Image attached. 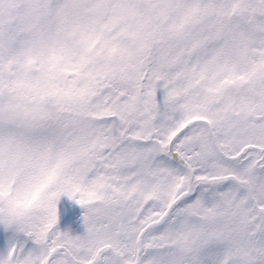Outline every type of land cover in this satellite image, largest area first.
Segmentation results:
<instances>
[{
  "label": "snow or ice",
  "instance_id": "snow-or-ice-1",
  "mask_svg": "<svg viewBox=\"0 0 264 264\" xmlns=\"http://www.w3.org/2000/svg\"><path fill=\"white\" fill-rule=\"evenodd\" d=\"M5 190L0 264H264V0H0Z\"/></svg>",
  "mask_w": 264,
  "mask_h": 264
},
{
  "label": "rangeland",
  "instance_id": "rangeland-1",
  "mask_svg": "<svg viewBox=\"0 0 264 264\" xmlns=\"http://www.w3.org/2000/svg\"><path fill=\"white\" fill-rule=\"evenodd\" d=\"M57 206L62 208L63 213L67 214V213H70L71 211L76 212L75 207L76 206L79 207L80 205H78L74 200L70 199L69 197L62 196L60 198V200L58 201ZM57 230L61 233H68L69 235H71L73 237L83 236L86 232V228L84 229L85 232H81V231H78V229L75 228V226L71 225V224L68 225L67 229H63V227H61V228H57ZM4 233H5L4 225L0 224V236L3 237L2 235ZM11 245H18V246L23 247V244L14 243V241L10 238L9 239H0V257H3L4 255H6L8 249Z\"/></svg>",
  "mask_w": 264,
  "mask_h": 264
},
{
  "label": "clouds",
  "instance_id": "clouds-1",
  "mask_svg": "<svg viewBox=\"0 0 264 264\" xmlns=\"http://www.w3.org/2000/svg\"><path fill=\"white\" fill-rule=\"evenodd\" d=\"M25 196L23 192H11L7 190L0 192V205H2L5 213H8L12 209L16 208L18 202L21 201Z\"/></svg>",
  "mask_w": 264,
  "mask_h": 264
},
{
  "label": "flooded vegetation",
  "instance_id": "flooded-vegetation-1",
  "mask_svg": "<svg viewBox=\"0 0 264 264\" xmlns=\"http://www.w3.org/2000/svg\"><path fill=\"white\" fill-rule=\"evenodd\" d=\"M75 209L77 210L75 212V216L72 217V220L69 222H67V217H69L68 215L67 216H63L62 219H58V224H57V228H61V227H65V228H68V225L71 224V225H74L75 228L78 229V231H81V232H85L84 229H85V225H84V221H83V216L85 214V210L83 208H80L78 206L75 207ZM34 244L32 243V249L34 248Z\"/></svg>",
  "mask_w": 264,
  "mask_h": 264
}]
</instances>
